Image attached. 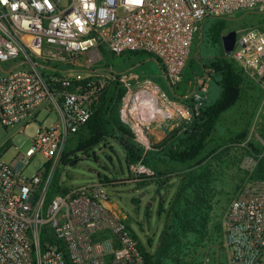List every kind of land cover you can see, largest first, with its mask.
I'll use <instances>...</instances> for the list:
<instances>
[{
  "label": "built area",
  "instance_id": "1",
  "mask_svg": "<svg viewBox=\"0 0 264 264\" xmlns=\"http://www.w3.org/2000/svg\"><path fill=\"white\" fill-rule=\"evenodd\" d=\"M258 11L264 0H0V123H29L44 107L57 114L26 155L13 163L0 160V264H145L100 180L49 199L70 138L89 122L108 83L131 92L133 83L142 82L137 74L102 77L80 68L90 69L103 51L146 53L176 87L208 19ZM231 57L264 85V29L244 30ZM143 83L149 103L172 104L158 85ZM38 155L46 160L42 171L27 176ZM257 165L256 157L242 164L251 172ZM130 171L134 179L152 173L141 162ZM223 231L227 264H264V179L238 190Z\"/></svg>",
  "mask_w": 264,
  "mask_h": 264
},
{
  "label": "rangeland",
  "instance_id": "2",
  "mask_svg": "<svg viewBox=\"0 0 264 264\" xmlns=\"http://www.w3.org/2000/svg\"><path fill=\"white\" fill-rule=\"evenodd\" d=\"M263 20L264 14L260 13V11L242 12L224 19L207 20L197 35L192 55L184 72L183 80L176 87H172L169 84L158 64V60L147 55L135 56L126 53L122 56H116L110 52L103 51L101 53L102 58L94 62L90 69H84V67L80 69L86 75H89L90 72H98L102 77L137 74L141 77L142 82L139 84L133 83L135 88L136 86L144 87L143 82L150 80L157 84L170 97L173 95V92L179 95L191 94L190 97H193L196 105L202 101V96L198 92L201 85V80L198 82V77L204 71L201 62L207 63L210 59L224 56L223 36L236 33L237 39L240 40L244 30L248 28H259V23ZM220 24L223 25V32L221 38L217 39L215 33L220 27ZM210 35L214 36L211 37ZM87 58L89 56L84 57L82 63ZM236 64L238 65V63ZM13 65L12 63L2 64L5 68L12 67ZM238 67L242 69L239 65ZM244 73L248 81L244 86L243 95L235 106L222 115L218 125V131L214 133L213 141L204 153L206 155L216 146H221V149L212 155L205 164L206 167L210 168L211 172V192L208 199L214 208L212 211V235L198 247L197 255L200 264H227L228 259L223 231L225 214L235 199L238 190L248 181L252 180V176L257 171L261 160L264 159V85L253 80L245 71ZM210 83L211 87L216 91L217 86L214 85V80ZM109 85L110 83H108ZM195 88H198V90L196 89L195 91ZM134 99L129 97L128 92L125 94L121 110L123 121L130 116V113L127 114L125 109L135 103ZM47 109L50 113L43 111L37 120L29 123L11 127H5L0 123L1 161L13 163L20 155L27 154L32 148L33 139L41 127L49 126L57 120L56 112L50 108ZM244 132L247 133V139L242 142L237 141L239 135ZM79 138L80 135L72 136L65 152L75 149ZM250 143L262 151V153H253L249 146ZM110 146L117 148L122 158L119 146L114 141H109L107 148L103 151L100 150V147L93 150L99 157L98 162L92 158H87L82 153L78 154L79 160L72 157L74 160L73 163L64 164L61 162L54 175L50 194L55 185H59L62 188L81 187L99 181V175L103 177L108 176L112 179L113 174L116 173L117 178L124 180L134 179L131 176V171L128 174L124 163L125 174L121 175L118 172L120 164L118 158L110 150ZM93 152H90V154ZM109 155L113 156V166L107 159ZM249 157H256L258 160V165L254 172L248 171L242 166L243 161ZM76 161L77 163L74 164ZM44 163H46V160L43 156H36L26 169L25 174L27 176H33L42 171V165ZM104 165H109L111 167L110 173L112 171L114 173L110 174L105 172L103 170ZM179 169L178 171H180ZM141 177L142 175L139 178ZM179 181V178L175 177L171 181V183H174L173 187L170 188V185L167 186L165 193L166 200L163 204L164 209L168 208L170 200L179 186ZM157 188L155 184H147L142 187L133 181L123 183L120 186H107V192L111 196L114 210L125 218V222L134 234L138 247L152 252L157 247H150L148 244L149 239H152L156 246L166 222L164 214L160 211V197L162 193L164 194V191L162 190L160 194H157ZM134 200L138 203L134 202ZM148 209L150 211L149 215Z\"/></svg>",
  "mask_w": 264,
  "mask_h": 264
},
{
  "label": "trees",
  "instance_id": "3",
  "mask_svg": "<svg viewBox=\"0 0 264 264\" xmlns=\"http://www.w3.org/2000/svg\"><path fill=\"white\" fill-rule=\"evenodd\" d=\"M222 32L223 25L220 24L215 37L221 38ZM130 54L147 55L146 53ZM147 56L152 57L151 55ZM201 64L204 71L198 77V82L201 80L200 91L196 88L202 96L199 110L195 109L193 97L179 99L176 92L171 95L174 100L190 104L191 123L182 124L164 141L158 144L153 143L151 149L146 150L137 141L133 129L121 117L123 98L127 93V88L119 82H112L99 103L94 106L89 122L74 135H80L75 149L65 152L62 159L64 164L73 163L72 157L79 160L78 154L82 153L87 158L98 162L99 157L93 150L100 147V150L103 151L107 148L109 141H114L121 149L123 159L117 148L110 146V150L118 158L120 164L118 172L121 175L125 174L123 163L128 174L131 167L140 162L152 171L153 175L151 176L142 175L138 179L124 180L117 178V174H113V171L110 173L109 165H104L103 170L113 174V178L99 175V180L109 187L133 181L142 187L147 184H155L158 187L157 194L164 191L160 197V211L164 214L166 222L159 239V245L154 252L138 247L144 257L145 264H200L197 255L198 247L212 235L214 206L208 199L211 192V172L205 164L212 155L221 149V146H216L206 155L204 153L213 141L214 133L218 131L222 115L241 99L248 80L244 71L238 67L231 56L224 54L223 57L213 58L207 63L201 62ZM44 73L48 78L55 75V73ZM213 80L220 95L209 100L207 94L212 89L210 82ZM246 139L247 133L244 132L239 135L237 141L242 142ZM249 146L253 153H262L252 143ZM90 152L93 153L90 154ZM107 159L113 166V156L109 155ZM175 177L180 180L179 186L170 200L168 208L164 209L167 186L171 185V181ZM256 179H264V159L261 160L257 171L252 176V180ZM69 191L70 188L55 185L49 199L56 194H67ZM134 202L137 201L134 200ZM149 212L148 209V215ZM153 243V240L149 239L150 247L153 246Z\"/></svg>",
  "mask_w": 264,
  "mask_h": 264
},
{
  "label": "crops",
  "instance_id": "4",
  "mask_svg": "<svg viewBox=\"0 0 264 264\" xmlns=\"http://www.w3.org/2000/svg\"><path fill=\"white\" fill-rule=\"evenodd\" d=\"M260 13L264 14V11H260ZM259 25V29H264V20L261 21ZM214 90L215 89L212 88L208 91L207 95L209 100H213L220 95V91H218L217 89L216 91ZM127 92L130 98H135L137 96L138 102L135 100L134 104L126 107L125 111L127 114L130 113V116L128 118H125L124 122L133 129L137 141H139L146 150L151 149V145L153 143L158 144L164 141L175 129L179 128L182 124H188L192 121V109L190 107V104L184 103L183 101L174 100L165 92L163 93L167 95L170 101H172L171 105H169L167 101H163L162 99L156 104L149 103V96L145 94V92L143 91V87L141 88L136 86L135 88V86H133V91L130 92L127 90ZM190 95L177 94V96H179V99L190 97ZM47 108L49 107H44L39 110L36 113L34 120H37L43 111H47L46 113H50ZM181 111L183 113H188V116L185 114L187 118L184 117V114H182ZM173 184L174 183H171L170 188L173 187ZM158 245L159 241L156 246L153 243L152 247H158Z\"/></svg>",
  "mask_w": 264,
  "mask_h": 264
},
{
  "label": "water",
  "instance_id": "5",
  "mask_svg": "<svg viewBox=\"0 0 264 264\" xmlns=\"http://www.w3.org/2000/svg\"><path fill=\"white\" fill-rule=\"evenodd\" d=\"M236 42H237V34L236 33L229 34L223 38V47H224V51H225L226 56H231ZM2 70L3 69L0 67V71H2ZM76 163H77V161L74 164H76Z\"/></svg>",
  "mask_w": 264,
  "mask_h": 264
},
{
  "label": "clouds",
  "instance_id": "6",
  "mask_svg": "<svg viewBox=\"0 0 264 264\" xmlns=\"http://www.w3.org/2000/svg\"><path fill=\"white\" fill-rule=\"evenodd\" d=\"M25 195H27V190H25Z\"/></svg>",
  "mask_w": 264,
  "mask_h": 264
}]
</instances>
